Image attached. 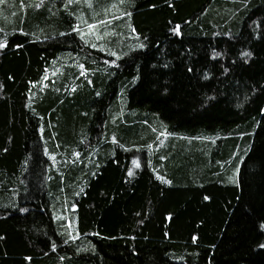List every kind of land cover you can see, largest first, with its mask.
Wrapping results in <instances>:
<instances>
[{
  "label": "trees",
  "instance_id": "16d2710c",
  "mask_svg": "<svg viewBox=\"0 0 264 264\" xmlns=\"http://www.w3.org/2000/svg\"><path fill=\"white\" fill-rule=\"evenodd\" d=\"M66 2H0V264H264V0Z\"/></svg>",
  "mask_w": 264,
  "mask_h": 264
},
{
  "label": "snow or ice",
  "instance_id": "6c2138e0",
  "mask_svg": "<svg viewBox=\"0 0 264 264\" xmlns=\"http://www.w3.org/2000/svg\"><path fill=\"white\" fill-rule=\"evenodd\" d=\"M0 2H2V0H0ZM75 2V0H67V2L64 4V7L67 9L71 4H73ZM121 2H123V0H121ZM40 5L37 4L36 7H39ZM123 15H127V16H131V13L129 12H125L123 13ZM80 19V18H78ZM106 23V21L101 20V21H97L96 24H104ZM96 24H87V29H89V31L86 33L85 31L81 30L79 27V24H77L72 30L73 31H77L78 34L81 36L82 39H85V42H89L88 37L91 35H95L94 32H92L91 30H93L96 27ZM21 32H23V29H20ZM133 31H135V29H133ZM174 32H178L179 31V25L176 26V28L173 29ZM61 35H64V33H61ZM96 39H100L99 35H96ZM7 46V40H2L0 41V49H3ZM17 47H22L20 45H18ZM92 47H97V45L95 43H92ZM102 47V46H101ZM139 48H144L145 45L143 43L138 45ZM113 55H116V53H112ZM248 55H251L250 53ZM110 63L115 64V61H110ZM82 67V66H81ZM189 71H191V69H189ZM97 95H100V93H97ZM131 174V172H130ZM233 182H238V181H233ZM169 183H171L169 181ZM205 199H208V197H205ZM20 211H27V209H20ZM193 240H196V237H193ZM53 248L56 247L55 244L52 245ZM63 259V258H62Z\"/></svg>",
  "mask_w": 264,
  "mask_h": 264
},
{
  "label": "rangeland",
  "instance_id": "374dc122",
  "mask_svg": "<svg viewBox=\"0 0 264 264\" xmlns=\"http://www.w3.org/2000/svg\"><path fill=\"white\" fill-rule=\"evenodd\" d=\"M66 205L68 206L67 202H66L65 206H66Z\"/></svg>",
  "mask_w": 264,
  "mask_h": 264
}]
</instances>
